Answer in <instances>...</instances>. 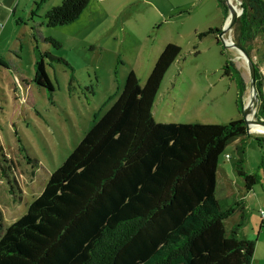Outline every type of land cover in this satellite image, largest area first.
<instances>
[{"label": "trees", "instance_id": "trees-1", "mask_svg": "<svg viewBox=\"0 0 264 264\" xmlns=\"http://www.w3.org/2000/svg\"><path fill=\"white\" fill-rule=\"evenodd\" d=\"M89 2L62 0L39 25L69 23ZM216 2L226 16L224 1ZM240 6L235 42L253 62L255 116L264 121L256 63L264 52V2L241 0ZM219 31L212 26L197 36ZM256 39L260 51L252 46ZM42 41L58 45L52 37ZM179 52L178 44L167 42L143 84L130 70L115 101L91 122L26 211L4 230L0 213V264L251 263L254 240L242 232L246 208L234 196L216 197V169L226 145L236 141L235 170L251 190L257 176L244 167L245 145L252 136L264 148V137L248 134L240 116L225 123L156 121L152 104ZM46 56L36 52L32 81L50 90ZM7 63L0 58V66ZM223 74L237 83L241 114L245 84L230 58ZM234 213L238 219L227 230L224 221Z\"/></svg>", "mask_w": 264, "mask_h": 264}, {"label": "rangeland", "instance_id": "rangeland-1", "mask_svg": "<svg viewBox=\"0 0 264 264\" xmlns=\"http://www.w3.org/2000/svg\"><path fill=\"white\" fill-rule=\"evenodd\" d=\"M61 1L36 0L40 7L34 0H20L18 15L0 23L1 55L9 62L0 66L2 230L26 211L91 122L115 101L126 74L132 70L144 83L167 42L178 44L180 52L161 79L151 108L153 118L225 123L242 117L235 104L237 83L223 74V64L230 58L235 68L247 70L246 63L217 35L197 36L208 27H221L216 0H90L69 23L39 25L45 11ZM240 1H233L236 8L241 7ZM235 27L236 23L224 35L234 42ZM47 37L58 45L42 41ZM251 43L261 50L258 39ZM36 52L48 54L43 61L50 90L32 81ZM251 53L256 55L254 49ZM249 134L264 137L263 133ZM235 145L236 141L228 143L219 158L215 195L226 198L228 191L249 195L251 208L246 210L243 234L256 240L264 192L260 183L254 186L256 192L244 189L235 170ZM244 167L264 178V148L252 136L245 145ZM237 219V213L228 217L225 228L229 230Z\"/></svg>", "mask_w": 264, "mask_h": 264}, {"label": "crops", "instance_id": "crops-1", "mask_svg": "<svg viewBox=\"0 0 264 264\" xmlns=\"http://www.w3.org/2000/svg\"><path fill=\"white\" fill-rule=\"evenodd\" d=\"M19 1L20 0H18V1H16V0H0V23L1 22L7 23L13 16L18 15V12H17L16 9L19 6ZM263 2H264V0H263ZM33 3L36 4V6H40L36 2V0H34ZM216 5H217V2H216ZM217 7L219 8L218 5H217ZM219 12H220L219 13L220 14L219 17H221V25H222L224 23L225 18H226L227 15L225 16L223 14V12L221 11V9H220ZM1 27H0V29H1ZM0 35H1V31H0ZM3 51H4L3 45L0 43V58L1 59H2V55L1 54L3 53ZM256 63L258 65L259 73H260V76H261V90H262V94H263V97H264V52H263L262 56H259V59L256 61ZM236 68L239 71V74L241 75L242 80H243V82L245 84L244 90H243V92L241 94V100H242V105H243V103L246 101L247 95L249 94V92H248L249 91L248 90V72H247V70H245V68H243V69H240V67H236ZM236 109H237V107H236ZM248 171L254 173L253 172L254 170H252V169H248ZM254 174H256V176H257V182L255 184L260 183L261 190L264 192V186H263V182H262V180L264 178L260 179V176H259L258 173H254ZM263 177H264V175H263ZM254 186H253V188L251 190H253V192H256L255 191L256 189H254L256 186L255 187ZM224 194H226L228 196H234L235 198H238V199H242V201L244 203V206H245L247 211H248L249 208H251V203H250V200L248 198L249 197L248 194H247V196H243L242 195V197H240L239 194H236L237 196H235V194H233L230 191L225 192ZM263 213H264V211H263ZM246 216H247V213H246ZM258 217H259V220H258V223H257V227L255 228L256 229L255 230L256 231L255 232L256 240H254V250H253V256H252V260H251L250 264H264V225L261 222L260 212L258 214ZM242 232H243V230H242ZM243 235H244V237H246L248 239H252L247 234H243Z\"/></svg>", "mask_w": 264, "mask_h": 264}, {"label": "water", "instance_id": "water-1", "mask_svg": "<svg viewBox=\"0 0 264 264\" xmlns=\"http://www.w3.org/2000/svg\"><path fill=\"white\" fill-rule=\"evenodd\" d=\"M228 14L225 18L224 23L220 27V31L217 34V39L225 46L234 48L236 52H238L241 56L244 57L245 63L247 65V72H248V90H249V103L245 101L242 105V120L245 124V130L249 134L253 132L250 130V124H257L264 128V121L260 118L255 116V108L257 105V95L254 87V65L249 57V55L245 52V50L237 43L230 40H226L224 35L229 32L232 27L235 25L238 16L242 12V8H236L229 2V0H225ZM229 39V37L227 38ZM238 57V56H237ZM252 112L250 113V110ZM264 134V133H263Z\"/></svg>", "mask_w": 264, "mask_h": 264}, {"label": "bare ground", "instance_id": "bare-ground-1", "mask_svg": "<svg viewBox=\"0 0 264 264\" xmlns=\"http://www.w3.org/2000/svg\"><path fill=\"white\" fill-rule=\"evenodd\" d=\"M233 1H236V0H229V2L234 6L233 4ZM236 8V6H234ZM236 10H238V7L236 8ZM227 41L230 40V39H227L225 38ZM235 51V50H234ZM237 55H236V58L238 59H242L244 60L245 62V59L243 56H241L238 52H236ZM238 56V57H237ZM249 92V91H248ZM246 102L248 103V105L250 106V103H249V95L247 96L246 98ZM252 112V109L250 110V113ZM250 130L253 131V132H258V133H264V128L260 125H257V124H250Z\"/></svg>", "mask_w": 264, "mask_h": 264}, {"label": "built area", "instance_id": "built-area-1", "mask_svg": "<svg viewBox=\"0 0 264 264\" xmlns=\"http://www.w3.org/2000/svg\"><path fill=\"white\" fill-rule=\"evenodd\" d=\"M224 156H225L226 159L229 158L228 154H225ZM260 217H261V222L264 225V213H263V211H260Z\"/></svg>", "mask_w": 264, "mask_h": 264}]
</instances>
